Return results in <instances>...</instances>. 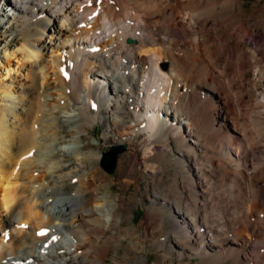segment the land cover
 Instances as JSON below:
<instances>
[{"label":"bare ground","instance_id":"bare-ground-1","mask_svg":"<svg viewBox=\"0 0 264 264\" xmlns=\"http://www.w3.org/2000/svg\"><path fill=\"white\" fill-rule=\"evenodd\" d=\"M247 1L0 0V64L12 43L28 62L17 89L0 80V264H106L124 245L96 123L142 152L119 178L176 169L140 238L170 225L172 257L264 264V4ZM125 246L115 264L138 258Z\"/></svg>","mask_w":264,"mask_h":264},{"label":"rangeland","instance_id":"rangeland-1","mask_svg":"<svg viewBox=\"0 0 264 264\" xmlns=\"http://www.w3.org/2000/svg\"><path fill=\"white\" fill-rule=\"evenodd\" d=\"M255 3L264 4V0H248L247 7L249 8L250 11ZM6 7H7L6 11L13 16L14 11H11V8L8 5H6ZM13 32L14 34H16V33H19L20 31L18 32V29L14 28ZM47 36L48 34L46 35V37ZM48 40H49L48 38H45V41H48ZM11 46L12 47L10 48V50L14 52L16 50V52H15L14 57H11L12 59L9 58V59H4V61L2 60L0 64V75H1L0 80L2 79V81H4V83L7 85L12 84V86L13 87L15 86L14 88L17 89L18 86H20L18 85L19 81L21 83L25 82L24 81L25 79H23V76L27 75L26 68H27L28 62H26L24 59L20 60V58L22 57H21V54L17 51L19 48V44L12 43ZM46 59H48V57ZM9 69L11 70L10 72H8ZM14 71L15 72L17 71V72L13 74ZM89 131L91 134H94L96 138L90 137L88 139V142L93 143L95 147L96 146L102 147L99 165L102 169L105 170L106 175L108 176L111 186H112V188L111 186L109 188H104V190L106 191H103V194H101V196H103L104 194H112L113 200H118L120 197L124 198L121 211H119V214H117V220L122 219V221L124 220V222L118 221L119 223L117 225L112 226L111 227L112 229L110 228L107 231V233L110 234V233H113V230H114L116 232V235L120 238V240L123 241L124 245L122 247H119L118 253H116L115 251L110 252L109 257L105 261L106 264H115V261H120V262L125 261L124 256L127 252L125 245L129 244L130 240L134 241V243L136 244V247L139 249V251H137L139 254H138V258H134V255L136 253L130 252L131 259L129 260V264H202L200 258L194 255L188 254L187 252H185L186 254L184 253L182 256H178V251L173 250V253L175 254V256L173 257L168 254L170 246L165 245V243H167L169 239H172L171 235L173 234H172V228L170 225L169 226L167 225L165 230L164 229L162 230V233L160 234V236L162 237L160 239H153L152 237L140 238L142 236H145L146 234L145 232L147 230L148 232L152 231L158 234V230L150 227L153 225L152 223L148 222V219H147L149 218L148 207L149 208L152 207V205L149 203L150 200H148L147 198L151 197L150 199L154 200L155 194H163V193L168 194L167 189L170 187L169 186L170 183H168V180L172 179V175L176 173V169H171L167 172L168 176L165 177V180L163 181L164 183L162 181H156L155 185L153 186L151 182L150 183L151 187L147 189L144 183L146 182V180L144 179H146L147 175H145L146 176L145 177L143 174L141 175V172H138V170H142L139 168H143V166L138 161L135 162L136 168H137V171H136L137 176L135 178H132V179L131 178L128 179L127 177L119 178V168L118 167L120 166L119 164L120 156H122V154L125 151L126 152L130 151L134 154L135 157L140 159L142 158V152L140 150H136L135 148H131V145L129 143L121 144V145H114L112 143L107 144L105 140L102 138L103 126L100 123H96L94 126V129L89 130ZM107 156L109 157V163L114 165L113 173H109L106 167L104 166L105 158ZM148 162H152V160L150 159L148 160ZM87 169L88 171H91L93 168L92 166L89 165ZM104 183L107 184L109 182H104ZM137 197H138V201H136ZM184 197L186 200H188L186 196ZM188 202L190 203L191 201L189 200ZM1 215H4V214L2 213ZM128 218H130L132 221L130 220V222H127ZM129 231H132V232H129ZM176 237L181 242H185L184 237L180 235H176ZM188 245L194 248L193 242H190ZM68 260H70L72 264H86L89 262V260L84 259V257H80L79 259L69 257ZM228 264H232V263L230 262Z\"/></svg>","mask_w":264,"mask_h":264},{"label":"water","instance_id":"water-1","mask_svg":"<svg viewBox=\"0 0 264 264\" xmlns=\"http://www.w3.org/2000/svg\"><path fill=\"white\" fill-rule=\"evenodd\" d=\"M104 166L106 167V169L109 173L114 172V165L109 163V157L108 156L105 158Z\"/></svg>","mask_w":264,"mask_h":264},{"label":"snow or ice","instance_id":"snow-or-ice-1","mask_svg":"<svg viewBox=\"0 0 264 264\" xmlns=\"http://www.w3.org/2000/svg\"><path fill=\"white\" fill-rule=\"evenodd\" d=\"M21 227H25V226L24 225H21ZM53 239H55V237Z\"/></svg>","mask_w":264,"mask_h":264}]
</instances>
